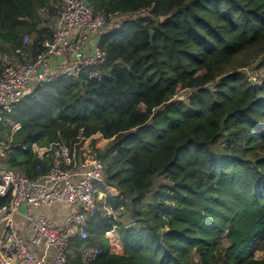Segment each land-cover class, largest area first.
I'll return each mask as SVG.
<instances>
[{
	"label": "trees",
	"instance_id": "obj_1",
	"mask_svg": "<svg viewBox=\"0 0 264 264\" xmlns=\"http://www.w3.org/2000/svg\"><path fill=\"white\" fill-rule=\"evenodd\" d=\"M87 1L127 17L98 36L102 63L15 105L3 137L27 149L5 166L36 177L49 166L34 144H69L81 131L109 140L97 151L113 194L89 216L88 238L71 244V264H264V0ZM59 3L0 0L1 49L29 34L36 54L52 33L40 12ZM85 247L97 256L84 261Z\"/></svg>",
	"mask_w": 264,
	"mask_h": 264
},
{
	"label": "built area",
	"instance_id": "obj_2",
	"mask_svg": "<svg viewBox=\"0 0 264 264\" xmlns=\"http://www.w3.org/2000/svg\"><path fill=\"white\" fill-rule=\"evenodd\" d=\"M40 16L52 33L39 43L36 54L29 48V34L13 52L2 50L0 43V198L4 200L0 205V264H71V244L88 238L89 216L100 210L99 202L113 194L105 179V162L94 145L100 133L86 137L81 131L69 144H34L37 157L49 166L36 177L5 166L10 153L27 149L3 137L6 116L15 105L37 85L63 76L78 77L85 69L102 63L105 52L98 36L127 17L120 11L98 12L87 0H61L54 14L43 8ZM86 47L92 51L87 52ZM97 75L90 72L91 77ZM20 127L15 124L14 131ZM56 205L68 212L66 221L55 222L38 211ZM105 212L115 219L118 216L110 207ZM17 217L33 232L30 239L20 231ZM79 253L87 261L94 259L98 250L85 247L79 248Z\"/></svg>",
	"mask_w": 264,
	"mask_h": 264
},
{
	"label": "crops",
	"instance_id": "obj_3",
	"mask_svg": "<svg viewBox=\"0 0 264 264\" xmlns=\"http://www.w3.org/2000/svg\"><path fill=\"white\" fill-rule=\"evenodd\" d=\"M86 50L87 52H91L92 49L91 48H88L86 47ZM99 135H101L103 137L102 134H97L98 136V140H97V144L99 145ZM103 139L105 140L106 138L103 137ZM108 140V139H106ZM39 212H41L42 214H45L47 217H49L50 219H52L53 221L55 222H64L66 221V218L68 217V212L63 208L62 205H56L54 207H48V206H44V207H41L39 210ZM16 221H17V224H18V227L20 229V231L22 232V234L24 236H26L28 239L31 238V236L33 235V232L31 230H27L25 228V225H24V221L21 217H17L16 218ZM117 236V231L116 230H111L109 232L106 233V238L108 239L109 243L108 245H110V242L113 241V236ZM38 251L42 252V251H46L48 249L45 248L44 249H40V248H36ZM117 253H121V252H117Z\"/></svg>",
	"mask_w": 264,
	"mask_h": 264
},
{
	"label": "rangeland",
	"instance_id": "obj_4",
	"mask_svg": "<svg viewBox=\"0 0 264 264\" xmlns=\"http://www.w3.org/2000/svg\"><path fill=\"white\" fill-rule=\"evenodd\" d=\"M32 40V38H31ZM249 75L250 76H253V77H256V78H260L259 74L256 73V72H252L251 70L248 71ZM33 89V88H32ZM189 92L190 91H187V90H182V91H179L176 98H179L180 100H183L185 102H188L189 100ZM98 139H95L94 141V145L97 147V149H103L106 147V145L108 144L109 140H104L103 137L101 135H99V145L96 143ZM99 153V152H98ZM105 162V161H104ZM113 241L110 242V245L109 246L111 248L112 251L114 252H122V249H121V242H120V239H119V236L117 234V236H113ZM257 256L258 257H263L264 256V253L263 252H258L257 253Z\"/></svg>",
	"mask_w": 264,
	"mask_h": 264
},
{
	"label": "water",
	"instance_id": "obj_5",
	"mask_svg": "<svg viewBox=\"0 0 264 264\" xmlns=\"http://www.w3.org/2000/svg\"><path fill=\"white\" fill-rule=\"evenodd\" d=\"M168 17H169V16H163V17L161 18L162 22L166 21ZM153 34H154V32L152 31V32H151V41H152V39H153ZM252 81H253V79H252Z\"/></svg>",
	"mask_w": 264,
	"mask_h": 264
}]
</instances>
